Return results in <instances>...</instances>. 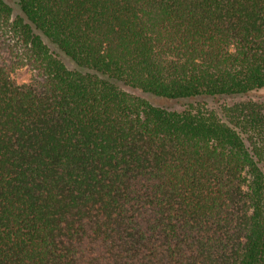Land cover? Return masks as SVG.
Segmentation results:
<instances>
[{
	"label": "trees",
	"instance_id": "16d2710c",
	"mask_svg": "<svg viewBox=\"0 0 264 264\" xmlns=\"http://www.w3.org/2000/svg\"><path fill=\"white\" fill-rule=\"evenodd\" d=\"M13 1L0 264H264V0Z\"/></svg>",
	"mask_w": 264,
	"mask_h": 264
},
{
	"label": "rangeland",
	"instance_id": "374dc122",
	"mask_svg": "<svg viewBox=\"0 0 264 264\" xmlns=\"http://www.w3.org/2000/svg\"><path fill=\"white\" fill-rule=\"evenodd\" d=\"M7 2H9L15 9V12L18 13L19 10L17 8V6L15 5L14 1L13 0H6ZM67 65L70 67V68H74V66L68 61V60H65ZM32 71L29 67H22V68H19L17 69L13 74H12V78L13 80L22 85V84H28L30 83V81L32 80ZM127 90H130V89H127ZM137 94H139L140 96L146 98V99H149L151 102L153 103H160L159 102V99H157L156 97H153L149 94H142L140 92H135ZM245 101V100H253V101H256L258 103H261L264 105V89L261 90V91H258V92H254L250 95H247L245 97H234V98H228V99H220V100H212V99H209L207 101V106L210 107V108H218V106L222 103H230V104H233L235 102H240V101ZM189 101H182V102H177V103H172L170 104L169 106L172 108V109H177V110H180L182 108H184L186 106V104H188Z\"/></svg>",
	"mask_w": 264,
	"mask_h": 264
}]
</instances>
